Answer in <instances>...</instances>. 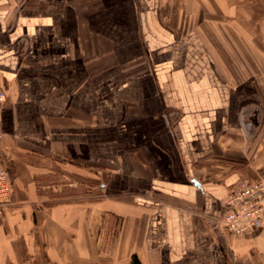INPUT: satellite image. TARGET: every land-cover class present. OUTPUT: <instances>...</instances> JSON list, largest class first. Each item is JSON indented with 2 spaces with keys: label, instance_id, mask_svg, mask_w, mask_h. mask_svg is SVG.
Wrapping results in <instances>:
<instances>
[{
  "label": "crops",
  "instance_id": "1",
  "mask_svg": "<svg viewBox=\"0 0 264 264\" xmlns=\"http://www.w3.org/2000/svg\"><path fill=\"white\" fill-rule=\"evenodd\" d=\"M249 4L0 0V264H264L221 222L264 174Z\"/></svg>",
  "mask_w": 264,
  "mask_h": 264
},
{
  "label": "built area",
  "instance_id": "2",
  "mask_svg": "<svg viewBox=\"0 0 264 264\" xmlns=\"http://www.w3.org/2000/svg\"><path fill=\"white\" fill-rule=\"evenodd\" d=\"M6 93L0 90V105ZM2 133L0 130V141ZM13 181L0 160V212L11 204ZM224 230L231 236L243 238L254 229H264V174L255 179L241 178L232 184L221 219Z\"/></svg>",
  "mask_w": 264,
  "mask_h": 264
},
{
  "label": "rangeland",
  "instance_id": "3",
  "mask_svg": "<svg viewBox=\"0 0 264 264\" xmlns=\"http://www.w3.org/2000/svg\"><path fill=\"white\" fill-rule=\"evenodd\" d=\"M247 4H248V3H247ZM248 7H249V10H250V9L252 10L253 8L255 9V17H256V18H258V16H262V15H264V7H263V6H261V5H256V4H255L254 6H253V5L250 6V4H249ZM245 8H247V7L245 6ZM257 15H258V16H257Z\"/></svg>",
  "mask_w": 264,
  "mask_h": 264
},
{
  "label": "water",
  "instance_id": "4",
  "mask_svg": "<svg viewBox=\"0 0 264 264\" xmlns=\"http://www.w3.org/2000/svg\"><path fill=\"white\" fill-rule=\"evenodd\" d=\"M194 184L198 186V183H195V182H194Z\"/></svg>",
  "mask_w": 264,
  "mask_h": 264
}]
</instances>
